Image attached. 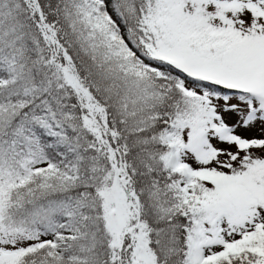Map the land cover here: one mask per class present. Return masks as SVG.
Instances as JSON below:
<instances>
[{
    "label": "snow or ice",
    "instance_id": "snow-or-ice-1",
    "mask_svg": "<svg viewBox=\"0 0 264 264\" xmlns=\"http://www.w3.org/2000/svg\"><path fill=\"white\" fill-rule=\"evenodd\" d=\"M0 264H264V0H0Z\"/></svg>",
    "mask_w": 264,
    "mask_h": 264
}]
</instances>
